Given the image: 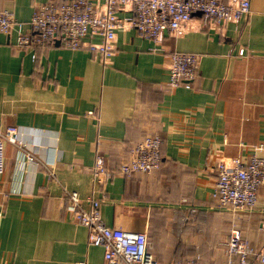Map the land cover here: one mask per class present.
<instances>
[{
    "label": "crops",
    "instance_id": "obj_1",
    "mask_svg": "<svg viewBox=\"0 0 264 264\" xmlns=\"http://www.w3.org/2000/svg\"><path fill=\"white\" fill-rule=\"evenodd\" d=\"M65 1L0 0V9L26 24L35 6ZM130 15L129 8L118 12ZM114 46L103 64L85 48H23L15 32L0 33V130L21 129L30 144L25 150L37 155L29 163L5 144L0 264H105L103 248L90 245L87 229L73 219L66 191L76 192L83 208L85 199H101L108 227L147 218L148 251L160 264L190 250L225 260L234 229L258 250L264 186L252 211L214 207L211 193L220 160L264 158V0H250L249 15L237 24L208 25L195 14L182 36L165 32L157 44L124 26ZM173 53L200 58L193 82L168 86ZM150 135L162 139L158 170L94 185L97 152L115 168ZM191 237L211 238L189 249Z\"/></svg>",
    "mask_w": 264,
    "mask_h": 264
},
{
    "label": "built area",
    "instance_id": "obj_2",
    "mask_svg": "<svg viewBox=\"0 0 264 264\" xmlns=\"http://www.w3.org/2000/svg\"><path fill=\"white\" fill-rule=\"evenodd\" d=\"M131 9V15L120 18L118 12ZM250 13V0H67L47 2L34 7L28 23L18 21L8 9H0V33H16L18 47H44L58 43L70 50L87 49L103 64L114 55L115 31L128 26L153 43H160L165 32L175 37L184 34L193 15L199 14L208 25L237 24ZM27 25L28 31L24 32ZM99 38L100 42H94ZM244 50L239 51L243 55ZM35 60L36 55H31ZM200 65L194 54L173 53L168 65L170 88L193 82ZM93 116L94 112H88ZM29 162L36 164L34 151L24 132L16 126L0 130V174L5 169V144ZM162 139L159 135L147 136L135 145L132 158L112 168L104 156L96 153L92 175L94 185H105L115 174L129 177L136 173L148 174L161 165ZM34 147V146H33ZM47 165L51 164V152ZM216 179L211 198L221 208L233 212L252 211L257 203L258 190L264 186V158L256 153L244 161L241 158L220 160L216 163ZM73 219L87 229L88 243L104 250L105 264H160L148 251L145 220H136L133 227H108L101 216V199H85L83 208L78 194L66 191ZM264 232V225L260 227ZM225 260L220 264H264V243L254 250L240 230L231 231L225 243ZM171 264H205L199 261Z\"/></svg>",
    "mask_w": 264,
    "mask_h": 264
},
{
    "label": "rangeland",
    "instance_id": "obj_3",
    "mask_svg": "<svg viewBox=\"0 0 264 264\" xmlns=\"http://www.w3.org/2000/svg\"><path fill=\"white\" fill-rule=\"evenodd\" d=\"M216 206L220 207L219 204L214 203V207H216ZM191 238H192V241H194V242L192 243L191 247L188 246L189 249H194L196 247L197 243L200 244V240L201 239H203V240L204 239H208V238L210 239L211 237H191ZM221 238H223L224 241L226 239V237H221ZM194 243H196L195 246L193 245ZM218 247H219V245L216 244V246H214L213 248H218ZM184 254L183 255H178L179 257H177L175 259H172V263L173 262H177V261H179V262H183V261H199V262L219 263V262L224 260V258L222 256H216V257H209L208 258V257L202 256L200 253H196V252L194 253L192 250H190V253H187L186 255H184ZM224 257H225V255H224Z\"/></svg>",
    "mask_w": 264,
    "mask_h": 264
}]
</instances>
